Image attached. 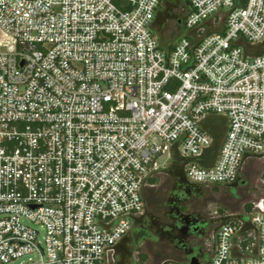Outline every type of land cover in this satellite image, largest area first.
<instances>
[{
	"label": "built area",
	"instance_id": "built-area-1",
	"mask_svg": "<svg viewBox=\"0 0 264 264\" xmlns=\"http://www.w3.org/2000/svg\"><path fill=\"white\" fill-rule=\"evenodd\" d=\"M170 1L0 0V264H111L176 145L199 185L264 156V0H185L166 48ZM210 116L228 132L205 169ZM250 205L254 229L221 226L209 264H264Z\"/></svg>",
	"mask_w": 264,
	"mask_h": 264
},
{
	"label": "flooded vegetation",
	"instance_id": "flooded-vegetation-1",
	"mask_svg": "<svg viewBox=\"0 0 264 264\" xmlns=\"http://www.w3.org/2000/svg\"><path fill=\"white\" fill-rule=\"evenodd\" d=\"M175 8L181 10L179 14H175ZM187 8L185 0L168 3L165 22L156 29L164 45L171 46L180 39V35L174 33L176 25L173 22L177 20L184 29ZM243 178L241 173L234 186L199 185L190 182L178 168L171 176L161 172L144 193V213L133 222L128 244L116 257H112L111 264L126 262L127 254H131L135 261L136 253L141 249L140 243L133 237L135 230L139 231L143 242H155L163 250V256L155 257L158 264H188L193 258H197L199 264H209L212 259L209 250L213 251L217 245L220 218L226 215L212 209L215 196L221 191L236 198L239 189L246 184Z\"/></svg>",
	"mask_w": 264,
	"mask_h": 264
},
{
	"label": "water",
	"instance_id": "water-1",
	"mask_svg": "<svg viewBox=\"0 0 264 264\" xmlns=\"http://www.w3.org/2000/svg\"><path fill=\"white\" fill-rule=\"evenodd\" d=\"M167 11H160L157 14L156 17V21L154 23V29L156 30L157 27L161 24L165 22V15H166ZM192 34H189L188 36H191ZM164 45V44H163ZM164 47L167 48L166 45H164ZM264 52V50H260V52ZM200 126L203 129V131H205L206 133H208L209 135H211V137L213 138V144L212 146L204 153V155H202L199 158V163L200 165L205 168V169H211L217 159L218 156L220 154V150L223 146L226 134L228 132V118L225 116H210L207 117L206 119H204L203 121L200 122ZM178 145H176L174 147V151H173V162L171 163V165L169 167H167L166 169L162 170V173L167 174L169 176H171L172 172L175 169H180V172H182L183 174L185 173V168L186 166L191 162V161H195L196 158H185L182 157L177 149ZM264 156H257V158L262 159ZM177 165H179L180 167H177ZM238 180H236L237 182ZM235 183H233L231 186H234ZM133 221L135 222L136 220H138V218L133 217L132 218ZM221 221V226L225 225L227 222L230 221H240L243 223L242 229L239 233V235H242L246 232L251 231L253 228V226L249 223L246 222L243 218L242 215L240 214H232V215H226L220 218ZM128 236L117 246L112 248V251L114 252V257H116L118 255V253H120L122 250L125 249V244H128ZM127 258V259H126ZM126 262L124 263H119V264H134L135 261L132 258L131 254H127L125 256ZM124 259V260H125ZM164 264H175L173 262H166ZM188 264H199V261L197 260V258H193L190 260V262Z\"/></svg>",
	"mask_w": 264,
	"mask_h": 264
},
{
	"label": "rangeland",
	"instance_id": "rangeland-1",
	"mask_svg": "<svg viewBox=\"0 0 264 264\" xmlns=\"http://www.w3.org/2000/svg\"><path fill=\"white\" fill-rule=\"evenodd\" d=\"M242 175L246 184L239 189L238 196L233 198L219 191L212 206L214 211L225 213L226 215H231L229 213L243 214L247 211L248 205L264 197V160L258 159L249 162L244 167ZM133 237L137 239L141 247L139 252L136 253V257L140 258V256L145 255L148 259L146 264H158V260L155 257L165 254L158 244L151 241L143 242L138 230L134 231Z\"/></svg>",
	"mask_w": 264,
	"mask_h": 264
},
{
	"label": "trees",
	"instance_id": "trees-1",
	"mask_svg": "<svg viewBox=\"0 0 264 264\" xmlns=\"http://www.w3.org/2000/svg\"><path fill=\"white\" fill-rule=\"evenodd\" d=\"M250 207H251V205H248V207H247V211H249L250 210ZM140 259H141V261L143 262V261H146V259H147V256H140Z\"/></svg>",
	"mask_w": 264,
	"mask_h": 264
}]
</instances>
